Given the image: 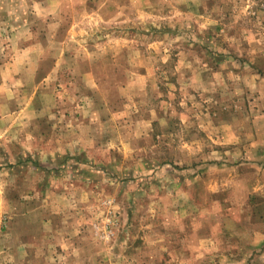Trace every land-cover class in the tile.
Masks as SVG:
<instances>
[{"label":"rangeland","instance_id":"obj_1","mask_svg":"<svg viewBox=\"0 0 264 264\" xmlns=\"http://www.w3.org/2000/svg\"><path fill=\"white\" fill-rule=\"evenodd\" d=\"M0 7V264H264V0Z\"/></svg>","mask_w":264,"mask_h":264},{"label":"crops","instance_id":"obj_2","mask_svg":"<svg viewBox=\"0 0 264 264\" xmlns=\"http://www.w3.org/2000/svg\"><path fill=\"white\" fill-rule=\"evenodd\" d=\"M22 28L19 27L17 31H19ZM16 33H13V36H16ZM29 41H30V37L28 38L18 37V38H13V40L10 41L9 45L5 44V47H4L5 53H6L5 58H7V60L5 64H3L2 68H4V72L7 74L8 77H13V76L23 77L26 74V71H32L33 73H35L36 71H39L41 72L40 75L43 77H48V75H50L47 68H46V71L44 72L45 67H43V65L40 63V58L43 57V55L41 53H38V51L40 50V49H37L39 44L37 42H29ZM56 41H58L57 44L59 45V49H58V52H56L55 59L54 57L51 56L52 60L50 61L52 62L53 60H56V61L59 60L61 63V61L63 60V56L65 54L64 44L67 40L57 39ZM33 47H35V49ZM48 57L45 58L46 61ZM18 62H20L19 63L20 65H18Z\"/></svg>","mask_w":264,"mask_h":264}]
</instances>
